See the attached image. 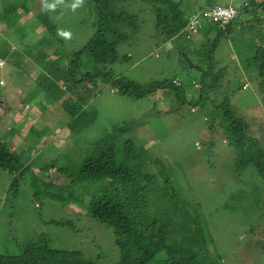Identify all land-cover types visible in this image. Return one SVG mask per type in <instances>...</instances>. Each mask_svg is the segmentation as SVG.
<instances>
[{"label":"rangeland","instance_id":"1","mask_svg":"<svg viewBox=\"0 0 264 264\" xmlns=\"http://www.w3.org/2000/svg\"><path fill=\"white\" fill-rule=\"evenodd\" d=\"M212 1V6L231 4L238 9L243 0ZM19 2L31 10L32 18L26 19L36 28L30 34L36 40L30 49L20 45L12 27L0 23V52L9 56L5 65L9 61L10 68H18L20 73L7 84L6 67L0 69V80L5 83L0 87L5 100L4 111L0 108V137L8 146H14L23 164L38 159L27 164L14 195L10 184L15 175L0 168V255L17 253L22 245L41 239L53 249L78 250L87 259L117 264L119 251L113 244L111 226L89 215L86 187L78 180L63 188L48 186L43 176L44 170L58 166L74 171L90 142L113 126L132 124L128 135L144 149L148 170L158 177L150 187L151 195L159 197L164 187L167 197L172 189L179 192L177 199L182 210L201 220L210 239L209 262L264 264V180L253 166L236 172V150L227 144L224 130L216 125L219 122L214 120L215 124L209 125L216 115L213 106L221 101L227 103L236 118L244 121L245 134L256 138L264 152V92L251 61L259 42L257 32L262 27L253 14L239 10L225 29H216L213 20H205L195 37L178 36L161 42L168 38L152 26L155 13L147 5L150 0H111L112 18H126L129 23L116 25V34L124 36L117 45L118 59L113 64L94 65L82 54L81 61L86 70H111L114 76L136 82L148 92L139 97L111 93L109 83L94 80L85 103L81 99L75 120L77 116L70 118L61 104L45 101V89H35L33 68L39 64L40 55L33 56L42 48L51 52L44 47L50 36L42 33L39 22L33 19L42 6L41 0ZM179 2L181 9H187L185 14L207 7L205 0ZM4 3L18 4L15 0H0V8ZM183 3L188 7H183ZM140 11L144 12L145 22L140 23ZM83 18V27L77 29H72L69 21L54 23L55 34L58 29L71 32V38L63 43L70 53L79 50L94 32L93 15ZM208 66L212 77L219 73L218 69L224 71L215 80V92L209 88L210 77L200 81ZM160 83L164 85L157 86ZM63 84H59L60 89L68 93L67 84L65 89ZM74 87L69 103L74 102L71 96L84 93L81 84ZM31 88L33 91L28 94ZM200 91L207 101L211 97L212 105L198 100ZM31 98L32 106L27 109L26 100ZM12 123V132L1 131ZM120 142L122 136L117 138L121 147ZM42 156L56 159L49 164ZM165 207L173 211L169 200Z\"/></svg>","mask_w":264,"mask_h":264},{"label":"trees","instance_id":"2","mask_svg":"<svg viewBox=\"0 0 264 264\" xmlns=\"http://www.w3.org/2000/svg\"><path fill=\"white\" fill-rule=\"evenodd\" d=\"M69 1L65 0L66 4ZM179 1L175 3L173 0H150L157 20L156 25L159 28L163 26L162 29L167 36H180L179 32L186 23L185 10L180 8L182 3ZM15 2L18 4H1L0 23L4 26H11L15 39H20L26 32L35 31L36 28L28 23V19L32 18L29 16L30 8L19 0H15ZM205 3L207 6H211L213 1L205 0ZM110 5L111 0H85V6L77 9L80 18L76 13L66 16L62 12L64 5L57 6L54 11H42L41 6L34 14L33 19L39 22L38 27L43 30L42 33L50 36L45 46L52 50L56 47V54H58L57 51L60 50V47H64L63 43L65 44L68 39L55 34L54 23L69 21L71 27L77 29L81 28L79 25L84 24L83 17L92 14L91 23L94 24L95 29L86 39L84 47L68 55L70 61L63 69H61V60L58 61L60 59V55H58L54 59L55 66L52 69V74L54 73L56 78H60L69 87L76 83L86 86L91 82V79L95 80L98 77L105 82L109 81L118 85L117 92L121 94L129 93L133 97H139L141 93L148 91L136 82L114 77L112 71L102 72L97 69H89L82 73L74 63L75 60L80 59L82 52L92 59L94 65H97L98 62L106 63L116 60L119 39V35L116 34V25L119 23V19H112L113 8L111 9ZM183 5L188 7L185 3ZM83 7H85L84 11L81 10ZM241 9L252 13L258 22L257 25L262 27L257 32V36L260 33L259 42L254 47L251 61L261 78V90L264 92V0H244ZM22 19L26 20L21 22ZM214 28L222 29L217 25ZM45 35L44 37H48ZM122 37L124 36H120V38ZM5 55V51L0 53V56ZM84 66L85 64L82 65V68ZM208 67L209 70H204L201 73L200 81L205 80L203 77H210L209 88L215 92L217 89L215 80L221 76L222 70L218 69L219 73L212 77L210 75L211 66ZM46 78L47 76L44 74L32 77L35 89L44 85ZM163 85L162 83L157 84V86ZM85 86L82 88L84 93L77 92V98L71 96L74 99L73 103H69L71 91L64 97L61 106L69 115L76 116L77 109L80 107L79 103L81 99L84 100L86 95L87 88ZM57 89L58 86L54 84L50 90V97H53ZM208 98L209 101H207L205 93L200 91L198 100L204 99L205 103L212 105L211 97ZM4 106L5 100L1 95L0 108L2 109ZM231 107L222 101L214 105L216 115L209 125H212L214 120L219 122L216 125L224 130L227 144L236 150L234 170L237 172L247 165L253 166L264 180V152L256 138L245 134L244 121L236 118ZM206 120L209 121V117H206ZM24 124H27L26 120ZM131 126L132 124L130 126L128 124L115 126L110 132L97 138L94 142H90L86 154L74 171L66 170L62 166L52 167L51 171L47 172L43 169L44 183L48 186L54 185L63 188L69 186L74 180H78L86 187L89 196L86 204L89 215L98 222L111 226L113 244L119 251L117 264H212L209 262L207 253L208 245L211 244L207 240L210 241V239L201 220L199 221L198 217L182 210L177 199L180 196L179 192L172 189L168 192L167 197L166 187H164V192L159 197L151 195L150 187L156 181V175L147 168L144 149L140 148L131 136L126 135ZM14 128L15 125L12 123L1 131L12 132ZM29 128H32L31 124H29ZM119 136H122L121 147L117 144ZM14 149V146H8L0 137V168L15 175L10 184L12 195L16 194L18 179L27 164L38 159L32 158L28 163L23 164ZM118 154L121 155V158H118ZM63 156H67V153H64ZM43 159L48 160L49 164L54 161L46 157ZM167 180L170 182L168 176ZM167 200H169L172 212L166 210L168 208L165 207ZM262 252L264 254V239L262 240ZM0 264L101 263L85 258L78 250L53 249L40 239L22 245L17 253L0 255Z\"/></svg>","mask_w":264,"mask_h":264},{"label":"clouds","instance_id":"3","mask_svg":"<svg viewBox=\"0 0 264 264\" xmlns=\"http://www.w3.org/2000/svg\"><path fill=\"white\" fill-rule=\"evenodd\" d=\"M244 1V0H243ZM243 1L240 3V5L241 6H239V8L237 9L234 5H231V4H227V5H218V4H216V5H211V6H207V7H201L200 6V8H198L196 11H194L193 13H191L190 14V12L188 13V14H185V17H186V23H185V25L183 26V28L181 29V31L179 32V35L180 36H182V37H184V38H186V39H191V38H193V36L197 33V32H199L200 30H201V28H202V22L203 21H205V20H213V19H210V18H207V17H205V16H203L202 15V13L203 12H205V11H209V10H211V9H213V8H215V7H217V6H220V7H225V6H232L233 8H235L236 9V13H235V15H234V17L232 18V19H230L227 23H224V24H221V23H219L218 21H215V20H213L215 23H216V25L218 26V27H220V28H222V29H224L225 28V26H227V24L228 23H230L234 18H235V16H236V14L238 13V11L239 10H242L241 8H242V3H243ZM70 3V4H69ZM41 4H42V11H48V10H51V11H54L56 8H57V6H59V5H64V8H63V13L66 15V16H70L72 13H76L77 12V9L79 8V7H81V6H85V0H70L69 2H68V4H66V2H65V0H41ZM244 4H246V2H244ZM148 6H152V4L151 3H149V4H147ZM188 5V4H187ZM183 7H184V5H183ZM186 7V6H185ZM180 8H182V6H181V4H180ZM152 9V8H151ZM155 13V12H154ZM185 13H187V9L185 10ZM76 15L80 18V16L76 13ZM143 17V18H142ZM113 19V18H112ZM142 21H144L145 22V20H144V12H141L140 11V23L142 22ZM119 23H122V24H126V25H129V23L127 22V19L126 18H120L119 19V21H118ZM29 23V22H28ZM157 20H156V18H152V26H156V28L158 29V30H161V31H163V35H164V37L165 38H168L167 40H165V41H161V42H167V41H171V39L172 38H175L176 36H167L166 35V33H165V31L162 29L163 28V26H161V28H159V27H157ZM81 28L83 27V25H79ZM201 27V28H200ZM194 28V29H193ZM73 29V28H72ZM13 30L11 29V32H12ZM36 31V30H35ZM34 31V32H35ZM33 31H29V32H26L23 36H22V38H20L19 40H20V45H25L27 48H29L30 49V47L31 46H35L34 45V43H35V40H36V38H35V35H33L32 37H30V34L32 33ZM57 35H59V36H61L62 38H65V39H70L71 38V32L70 31H68V30H65V29H58L57 30ZM196 36V35H195ZM194 36V37H195ZM1 37V36H0ZM88 39V38H87ZM86 41V40H85ZM121 40H120V35H119V39H118V43L120 42ZM0 45H3V44H0ZM84 45H85V43H84ZM84 45L81 47V48H83L84 47ZM118 45V44H117ZM44 47H46V46H44ZM80 48V49H81ZM54 50H52L51 49V52H49V51H46V50H43V48H42V50H38L36 53H35V55L33 56V57H36V56H38V55H40V61H39V64H37V66H36V68L34 67L33 68V74L35 73V77L36 76H40L41 74H44V75H46L47 76V78H46V80H45V83H44V85H42L41 87H37V89L36 90H46L47 91V93L45 94V98H46V100L45 101H47V102H55V103H59V104H61L62 103V101H63V99H64V97L66 96V94L67 93H65L64 92V90L63 89H60V87H59V84L60 83H64L63 81H61V79L60 78H56L55 77V75H54V73L52 74V69H53V67L55 66V63H54V59H56L57 58V56L58 55H60V59L58 60V61H60L61 60V63H62V68L61 69H63V67L64 66H67V64L69 63V61H70V58H69V54H71L70 53V51L69 50H67L66 48H64V47H60V50L59 51H57L58 52V54H56V47H54L53 48ZM1 53V52H0ZM7 54V53H6ZM82 54H85V52H82L81 53V55ZM87 54V53H86ZM80 55V56H81ZM88 55V54H87ZM7 57H9V56H0V69H2V68H4V67H6L5 68V74H8V76H9V79H7L6 81H7V84L9 83L8 81H10L11 82V80L13 79V75H16V74H20L19 73V69L18 68H16V71L14 70H12L11 68H10V66H9V61H8V63L5 65V58H7ZM90 58V57H89ZM91 59V58H90ZM117 59H118V51H117V58H116V60L115 61H112V62H106V63H109V64H113V63H115L116 61H117ZM92 60V59H91ZM74 63L78 66V68L81 70V72L83 73V72H85V66H84V68H82V65H84V62L83 61H81V57H80V59H78V60H75L74 61ZM106 63H101V62H98L97 63V65L98 64H106ZM108 71V70H107ZM111 71V70H110ZM50 74H52V76H53V78H51L50 77ZM30 75V73L28 74V76ZM114 75V74H113ZM114 77H116V76H114ZM49 80V81H48ZM95 80H102V79H100V78H96ZM91 82H89L86 86L85 85H82L81 84V87L83 88L84 86H85V88H87V91H86V95L84 96V100L86 99V98H88L89 96V93H90V90H91V84L93 83V79H91L90 80ZM103 81V80H102ZM105 82V81H104ZM173 82L174 83H176L177 84V81L176 80H173ZM106 83H109L110 85H111V88L109 89L110 90V92L112 93V92H116V93H118V94H121V93H119V92H117V89H118V85H114V84H112V82H109V81H106ZM54 84H56L57 86H58V89H57V92L53 95V97H50V90L53 88V85ZM80 84V83H79ZM5 85V83H4V81L3 80H0V87H3ZM40 86V85H39ZM75 85H72V86H70V87H72V88H70L69 86H67V91H68V93L71 91V90H73V89H75V87H74ZM62 88H64L65 89V84H63V87ZM33 90H32V88H31V90L29 91V92H27L28 94L29 93H31ZM123 95V94H122ZM32 100H33V98H31V99H29V100H26L27 101V104H26V107H27V109L29 108V106L31 107L32 105L30 104L31 102H32ZM83 100V102L85 103V101ZM81 102V101H80ZM80 104V103H79ZM194 108L195 107H192L191 108V111H194ZM78 110V109H77ZM39 111V110H38ZM78 112V111H77ZM77 112H76V116L77 115H79V114H77ZM70 116V118H75V115L74 116H72V115H69ZM76 120V119H75ZM75 120H70V121H72V123H74V121ZM118 126V125H117ZM113 127H115V126H113ZM113 129V128H112ZM111 129V130H112ZM130 129V128H129ZM110 132V131H109ZM129 133V132H128ZM128 133L126 134V135H128ZM102 137V136H101ZM134 140V139H133ZM95 141V140H94ZM93 141V142H94ZM90 144V143H89ZM89 144H88V146H89ZM29 147H27V149H28ZM86 150H87V148H86ZM27 156V155H26ZM43 157H45V156H42V158ZM46 158L47 159H49V160H55L56 158H54V159H51V158H49L48 156H46ZM148 168V167H147ZM156 179H158V177L156 176Z\"/></svg>","mask_w":264,"mask_h":264},{"label":"built area","instance_id":"4","mask_svg":"<svg viewBox=\"0 0 264 264\" xmlns=\"http://www.w3.org/2000/svg\"><path fill=\"white\" fill-rule=\"evenodd\" d=\"M236 9L232 6L220 7L217 6L209 11L202 13L203 16L218 21L221 24L227 23L234 17ZM194 29V28H193Z\"/></svg>","mask_w":264,"mask_h":264}]
</instances>
